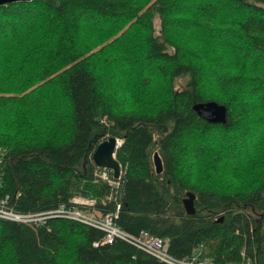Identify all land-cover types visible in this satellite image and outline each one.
Returning <instances> with one entry per match:
<instances>
[{"label":"trees","instance_id":"16d2710c","mask_svg":"<svg viewBox=\"0 0 264 264\" xmlns=\"http://www.w3.org/2000/svg\"><path fill=\"white\" fill-rule=\"evenodd\" d=\"M110 136L117 178L91 159ZM0 200L42 215L0 218V264H167L70 209L174 260L264 264V0L0 4Z\"/></svg>","mask_w":264,"mask_h":264},{"label":"built area","instance_id":"2783aa9c","mask_svg":"<svg viewBox=\"0 0 264 264\" xmlns=\"http://www.w3.org/2000/svg\"><path fill=\"white\" fill-rule=\"evenodd\" d=\"M120 144V139H114V149ZM99 176L106 179L110 184L112 181L108 180L105 172H100ZM73 203H80L86 205H92V199H83L80 197H74L71 200ZM67 217L79 220L87 223L93 227L99 228L103 231V237L101 243L110 242L114 237L125 239L131 243H134L137 247L141 248L145 252L153 255L158 260L167 264H212L207 261H197L195 257H190L184 260H174L166 253V242L158 237L148 235L146 232L141 231L134 238H130L120 230L116 228L112 221L114 214H104L99 218H96L92 212L90 215L84 214L76 209H70L65 212ZM0 218L14 220V221H37L42 218L40 213H17L4 206V200H0Z\"/></svg>","mask_w":264,"mask_h":264},{"label":"water","instance_id":"95a60500","mask_svg":"<svg viewBox=\"0 0 264 264\" xmlns=\"http://www.w3.org/2000/svg\"><path fill=\"white\" fill-rule=\"evenodd\" d=\"M17 1L26 0H0V4L12 3ZM192 110L196 115L208 122H222L225 118V108L223 105L216 103L215 101H202L194 103L191 106ZM114 137H107L100 141L92 151L91 159L92 162L100 167L110 169L112 176L117 178L119 175V164L114 158ZM152 162L154 166V172L160 173L161 161L157 152L152 154ZM187 199H183V207L186 213H192L193 208L191 206V199L193 195L189 192L186 193ZM187 204V205H186Z\"/></svg>","mask_w":264,"mask_h":264},{"label":"rangeland","instance_id":"374dc122","mask_svg":"<svg viewBox=\"0 0 264 264\" xmlns=\"http://www.w3.org/2000/svg\"><path fill=\"white\" fill-rule=\"evenodd\" d=\"M154 28L155 29H157L158 27H157V22L156 21H154ZM208 147V146H207ZM206 147V148H207ZM209 148V147H208ZM153 152H157L156 151V149H154V150H152V152L150 153V158H151V165H152V169H153V172H154V166H153V162H152V154H153ZM221 153H222V151H220ZM188 198V196L187 195H185V196H183V199H187ZM193 200H194V196L192 197V199H191V206H192V202H193ZM187 205V204H186Z\"/></svg>","mask_w":264,"mask_h":264}]
</instances>
